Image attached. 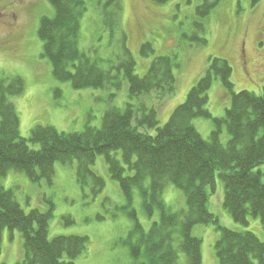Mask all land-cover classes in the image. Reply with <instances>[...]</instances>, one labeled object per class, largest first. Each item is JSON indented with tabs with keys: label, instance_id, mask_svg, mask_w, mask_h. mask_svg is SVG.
<instances>
[{
	"label": "trees",
	"instance_id": "16d2710c",
	"mask_svg": "<svg viewBox=\"0 0 264 264\" xmlns=\"http://www.w3.org/2000/svg\"><path fill=\"white\" fill-rule=\"evenodd\" d=\"M48 1L54 17L42 19L39 38L44 43L43 56L51 62L55 78L71 83L75 90H105L119 86L115 71L118 75L123 73L129 82L132 102L124 110L109 109L100 129L88 125L84 132L64 133L50 126H37L27 140L21 138L19 116L9 100L24 93L25 82L20 77L14 78L9 86L0 82V252L1 232L17 230L24 239L22 264H74L87 250L88 238L70 236L49 240L51 213L38 210L26 213L13 191L2 186L1 178L14 170L26 174L32 182L51 181L56 163H76L81 187L91 184L94 193H98L105 187V181L92 169L99 156L105 158L110 177L119 184L129 208L138 190L149 217L156 208L161 212L160 221L148 232L138 221L136 212L130 214L135 227L126 244L135 259L144 258L140 264H180V254L185 256L186 264H202V241L193 235V230L198 225L219 224L207 206L208 188L212 193L216 190L217 176L224 184V207L234 222L248 226L249 218L260 217L264 228V171L257 170L264 166V89L260 95L247 91L236 93L229 62L212 58L205 76L161 127L155 104L146 106L133 100L153 93L159 99L172 96L176 91L175 61L171 57H158L144 77L137 76L127 36L122 34V58L110 71H104L100 67L103 60L92 59L79 46L85 1ZM151 1L164 5L171 0ZM260 1L251 0V3L257 5ZM218 4L219 0L198 8L202 20ZM105 9L103 22L114 38L120 30L122 0H108ZM151 48L150 44H143L144 57L154 53ZM214 79L221 80L231 96V105L225 118L214 119L216 129L207 141L197 132L193 121L212 119L207 106ZM224 124L231 136L227 145L220 139ZM29 143L40 149L32 150ZM168 184L183 192L186 209L173 212L164 204ZM217 229L222 234L215 246L220 264H264V242L253 233L221 226Z\"/></svg>",
	"mask_w": 264,
	"mask_h": 264
},
{
	"label": "rangeland",
	"instance_id": "374dc122",
	"mask_svg": "<svg viewBox=\"0 0 264 264\" xmlns=\"http://www.w3.org/2000/svg\"><path fill=\"white\" fill-rule=\"evenodd\" d=\"M84 1L86 12L81 19L79 46L92 59H102L100 67L104 71H110L122 58V34L127 36L137 76L144 77L158 57H171L175 61L176 91L172 96L161 97L162 100L153 93L150 97L133 100L146 106L155 104L159 126H164L174 110L185 102L190 90L205 76L212 58L229 62L236 93L262 94L264 44L260 46L258 43L264 40V0L257 5H252L251 0H219L204 20L199 16L198 8L211 6L217 0H171L164 5L151 0H122L120 30L114 38L103 22L108 0ZM53 17L54 9L48 0H0V82L9 86L16 77L25 82L24 93L9 97V100L19 116L21 138L27 140L37 126H50L64 133H81L88 125L100 129L109 109L124 110L132 102L129 82L123 73L118 75L115 71L119 86L105 90H75L71 83L55 78L51 62L43 56L44 43L39 38L42 19ZM147 43L154 53L149 52V56L144 57L141 48ZM208 96L207 109L212 119L197 118L193 125L204 140L210 141L216 129L214 119L225 118L231 96L220 79H214ZM150 133L155 134L154 131ZM220 139L224 145L231 139L225 124ZM29 146L32 150L40 149L32 143ZM76 166V163H56L52 180L41 179L39 182H32L26 174L11 170L1 178V184L6 190L13 191L26 213L34 210L51 213L49 240L70 236L88 238L87 250L74 264L144 262V258L135 259L126 244L135 227L130 214L135 211L138 221L148 232L154 223L160 221V210L156 208L149 217L138 190L129 208L119 184L111 179L103 156H99L92 167L105 181L101 192L94 193L91 184L81 187ZM257 170L264 171V166ZM208 191V210L219 224L198 225L193 230V235L202 241V264H220L215 249L222 235L218 226L251 232L264 242L260 217L249 218L248 226L234 222L224 207L225 189L218 176L216 190L212 193L208 188ZM163 200L173 212L186 209L183 192L172 184L167 185ZM1 235L0 264H22V234L5 229ZM185 261V256L180 254L179 263L186 264Z\"/></svg>",
	"mask_w": 264,
	"mask_h": 264
},
{
	"label": "flooded vegetation",
	"instance_id": "af4514ba",
	"mask_svg": "<svg viewBox=\"0 0 264 264\" xmlns=\"http://www.w3.org/2000/svg\"><path fill=\"white\" fill-rule=\"evenodd\" d=\"M264 37V35H263ZM260 46L264 44V40H261L259 43H258Z\"/></svg>",
	"mask_w": 264,
	"mask_h": 264
}]
</instances>
